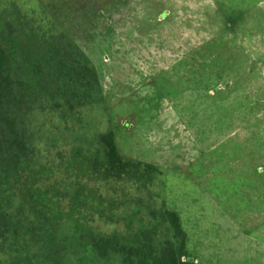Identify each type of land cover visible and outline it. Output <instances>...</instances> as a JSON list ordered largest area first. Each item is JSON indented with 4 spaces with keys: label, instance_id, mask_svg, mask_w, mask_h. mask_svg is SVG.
Segmentation results:
<instances>
[{
    "label": "rangeland",
    "instance_id": "obj_1",
    "mask_svg": "<svg viewBox=\"0 0 264 264\" xmlns=\"http://www.w3.org/2000/svg\"><path fill=\"white\" fill-rule=\"evenodd\" d=\"M46 5L80 21L70 33L97 68L107 125L124 156L163 172L192 264H264V0Z\"/></svg>",
    "mask_w": 264,
    "mask_h": 264
},
{
    "label": "trees",
    "instance_id": "obj_2",
    "mask_svg": "<svg viewBox=\"0 0 264 264\" xmlns=\"http://www.w3.org/2000/svg\"><path fill=\"white\" fill-rule=\"evenodd\" d=\"M44 2L0 0V264H192L163 172L107 125L80 21Z\"/></svg>",
    "mask_w": 264,
    "mask_h": 264
}]
</instances>
